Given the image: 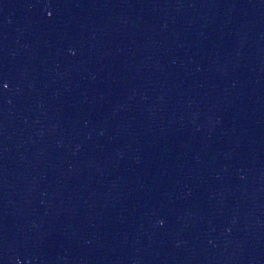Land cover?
Listing matches in <instances>:
<instances>
[{
    "label": "water",
    "instance_id": "water-1",
    "mask_svg": "<svg viewBox=\"0 0 264 264\" xmlns=\"http://www.w3.org/2000/svg\"><path fill=\"white\" fill-rule=\"evenodd\" d=\"M0 264H264V0H0Z\"/></svg>",
    "mask_w": 264,
    "mask_h": 264
}]
</instances>
